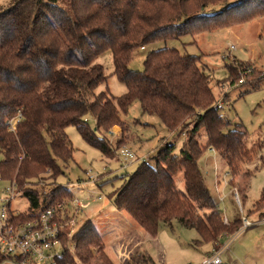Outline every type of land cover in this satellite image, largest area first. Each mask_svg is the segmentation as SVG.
I'll return each mask as SVG.
<instances>
[{
	"label": "trees",
	"instance_id": "trees-1",
	"mask_svg": "<svg viewBox=\"0 0 264 264\" xmlns=\"http://www.w3.org/2000/svg\"><path fill=\"white\" fill-rule=\"evenodd\" d=\"M227 1L8 0L0 8V180L14 183L29 205L25 213L12 216L14 220L37 216L61 192L43 197L33 186L58 178L73 159L68 127L112 159L113 149L99 135L113 127L124 129L121 114L138 102L142 115L156 117L176 138H186L179 154L172 153V143L166 144L157 148L154 165L140 163L110 196L112 205L152 238L173 220L196 231V245H219L224 234L240 229V218L223 223L198 162L206 149L213 150L233 183L260 148L246 146L242 124L231 125L218 116L210 76L198 65L200 57L163 48L145 56L143 71L128 68L134 49L264 16V0H238L219 12L205 13ZM105 52L126 90L119 97L97 92L107 82L103 66L96 62ZM226 69L228 83L234 85L237 74ZM179 173L182 191L174 180ZM263 202L264 195L257 204ZM65 238L57 264H108L101 255V235L90 220L79 225L70 242Z\"/></svg>",
	"mask_w": 264,
	"mask_h": 264
},
{
	"label": "rangeland",
	"instance_id": "rangeland-1",
	"mask_svg": "<svg viewBox=\"0 0 264 264\" xmlns=\"http://www.w3.org/2000/svg\"><path fill=\"white\" fill-rule=\"evenodd\" d=\"M237 1L228 0L225 4L205 10V13L219 12L226 5ZM7 3L8 0H0V8H5ZM231 45L234 46L232 51L229 49ZM163 48H175L181 54L200 57L198 65L210 76L215 101L223 100L224 118L231 125L240 123L246 128L247 147L256 145L260 148V151L256 149L253 161L246 165L233 183L226 175L224 161L213 150L206 149L198 162L205 183L222 213L223 223L228 225L229 221L240 218L241 226L242 218H246L255 224L247 229L240 227L228 238L229 234H224L219 245H196L194 241L199 239L196 231L180 226L175 220L170 225L160 226L156 237L152 238L125 211L112 205V193L121 187L141 163L133 162L126 170H121L116 160L119 148H129L137 158H144L148 164L154 165L158 147L172 143V153L177 155L182 140L186 138L183 135L176 138L156 117L142 115L138 102L132 103L127 112L121 114L124 129L113 127L106 134L99 135L108 140L113 149L112 159L103 157L81 139L74 127H68L65 132L74 149L73 159L62 167L58 178L46 179L33 188L38 189L43 197L49 196L48 198L53 190H61L55 193L54 203H67L71 212L77 209L76 226L74 229L70 228V231L73 229L72 232L86 220L97 222V217L106 218L101 220L105 228L97 226V229L104 244L101 255L108 264H199L206 255L223 248L229 239H233L229 250L220 254L222 264H264V224L257 223L264 220V202L263 206L257 204L264 195V16L246 23L216 27L198 35L158 41L142 49H134L128 68L143 71L145 56ZM96 62L103 66L107 76V82L99 86L97 92L108 91L112 97L124 94V85L113 75L110 53L105 52ZM227 67L237 74L234 85L228 83ZM245 67L252 68L253 73L245 77L247 84L238 85L237 79L241 77ZM87 122L94 130L93 120L89 118ZM199 140L204 145V136ZM174 180L177 189L182 191V173L174 176ZM9 187L8 181L0 180V201L10 197L9 191H6ZM64 189L71 194L63 193ZM72 200H77L78 205ZM10 202V212L25 213L29 206L26 199L16 191ZM127 222L132 228L127 226ZM64 242H70L69 238L66 237ZM67 246L70 248L71 244Z\"/></svg>",
	"mask_w": 264,
	"mask_h": 264
},
{
	"label": "built area",
	"instance_id": "built-area-1",
	"mask_svg": "<svg viewBox=\"0 0 264 264\" xmlns=\"http://www.w3.org/2000/svg\"><path fill=\"white\" fill-rule=\"evenodd\" d=\"M230 51L234 50V46L229 47ZM253 69L245 67L243 74L238 79V85L246 83L245 77L250 76ZM214 109L218 112V116L224 118V105L222 99H217L214 103ZM16 117L11 121V129L15 128L18 122ZM111 134H113L111 132ZM117 161L121 170H126L133 162H145L144 158H137L133 152L126 147L117 150ZM88 176V173H86ZM229 178L228 173H226ZM91 179L90 176H88ZM219 181H217L218 184ZM10 197L0 201V264H57L58 259L63 256L62 238L70 237L76 226L75 211L68 209L67 203H54L46 207L39 214L29 220H14L19 212H10L8 210L10 200L14 198L15 185L10 183ZM235 199L238 201L237 196ZM77 203V200H72ZM227 223V220L224 219ZM258 224H264V220L258 221ZM246 218H242L241 227L247 229L254 225ZM73 229L70 231V228ZM230 235H227V238ZM233 239H229L227 244L218 251H212L210 254L202 258L199 264H222L220 254L229 250V244Z\"/></svg>",
	"mask_w": 264,
	"mask_h": 264
},
{
	"label": "crops",
	"instance_id": "crops-1",
	"mask_svg": "<svg viewBox=\"0 0 264 264\" xmlns=\"http://www.w3.org/2000/svg\"><path fill=\"white\" fill-rule=\"evenodd\" d=\"M102 218H103V217H97V218H96L97 222H94V221H91V220H90V221L95 225V227H97V226H102V227H104V226H103L104 223H103V221H101V220L106 219V218H103V219H102ZM127 223H128L127 226H128L129 228H132V225H130L129 222H127ZM104 228H105V227H104ZM135 245H136V244H135ZM135 245H134V246H135ZM134 246H133V247H134ZM130 249H132V248H130ZM129 251H130V250H129Z\"/></svg>",
	"mask_w": 264,
	"mask_h": 264
}]
</instances>
